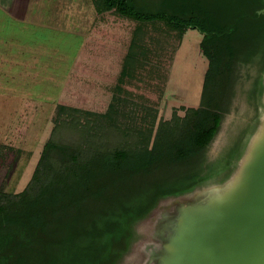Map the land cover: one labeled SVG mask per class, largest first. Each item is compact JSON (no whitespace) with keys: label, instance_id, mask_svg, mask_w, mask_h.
I'll use <instances>...</instances> for the list:
<instances>
[{"label":"trees","instance_id":"trees-1","mask_svg":"<svg viewBox=\"0 0 264 264\" xmlns=\"http://www.w3.org/2000/svg\"><path fill=\"white\" fill-rule=\"evenodd\" d=\"M92 2L97 14L196 29L207 59L199 102L157 123L153 107L134 104L125 114L115 97L102 113L57 104L28 183L0 190V264H114L159 199L199 184L239 68L257 56L264 64V0Z\"/></svg>","mask_w":264,"mask_h":264},{"label":"rangeland","instance_id":"rangeland-1","mask_svg":"<svg viewBox=\"0 0 264 264\" xmlns=\"http://www.w3.org/2000/svg\"><path fill=\"white\" fill-rule=\"evenodd\" d=\"M87 1L92 11L91 25L110 32L104 41L99 31H90V40L103 43L106 48H82L88 38L61 27L1 25L0 190L3 192L18 193L28 183L53 128L57 104L102 113L115 97L122 100L125 114L134 104L153 107L157 123L175 113L182 114L184 107L199 102L207 59L201 53V34L196 29L187 28L180 34L161 21L139 23L114 10L97 14L92 0ZM125 56L130 61L124 69ZM255 67L256 64H250L239 68L232 109L209 147L212 161L222 153L239 123L255 113V105L247 96ZM151 226V219L140 225L145 236L125 263L132 264L134 257L139 264L145 262V245L153 241ZM129 243L127 239L125 249Z\"/></svg>","mask_w":264,"mask_h":264},{"label":"water","instance_id":"water-1","mask_svg":"<svg viewBox=\"0 0 264 264\" xmlns=\"http://www.w3.org/2000/svg\"><path fill=\"white\" fill-rule=\"evenodd\" d=\"M258 61L247 64H256L247 90L254 115L239 123L212 161L209 147L232 109L233 93L205 151L199 184L159 199L133 224L128 248L115 264L134 255L145 236L140 225L149 219L153 241L145 245L142 264H264V64Z\"/></svg>","mask_w":264,"mask_h":264},{"label":"crops","instance_id":"crops-1","mask_svg":"<svg viewBox=\"0 0 264 264\" xmlns=\"http://www.w3.org/2000/svg\"><path fill=\"white\" fill-rule=\"evenodd\" d=\"M89 4L87 0H0V30L1 25L6 23L61 27L86 36L88 40L82 48H106L103 43H92V35H88L90 31H99L104 41L110 35L105 27L91 25L93 18Z\"/></svg>","mask_w":264,"mask_h":264}]
</instances>
